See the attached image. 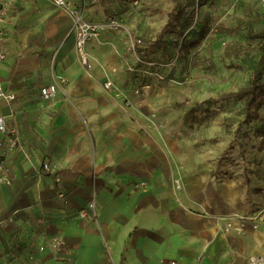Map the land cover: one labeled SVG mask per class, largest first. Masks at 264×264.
<instances>
[{
  "label": "crops",
  "instance_id": "1",
  "mask_svg": "<svg viewBox=\"0 0 264 264\" xmlns=\"http://www.w3.org/2000/svg\"><path fill=\"white\" fill-rule=\"evenodd\" d=\"M109 3L86 0L85 14H94L87 20H105ZM128 8L121 18L133 32L138 19ZM244 9L250 18L242 22L264 27V0ZM72 26L47 0H18L2 27L0 83L15 98L0 99V116L19 144L1 158L0 264H248L250 256L264 257V221L244 223L239 234L223 229L230 219L238 227L232 216L257 212L246 203L251 193L264 208V139L254 138L263 150L252 181L254 162L249 169L248 159L218 158L219 102L203 106L196 90L185 91L187 82L137 63L114 32L86 44V67ZM52 74L66 83L44 103L40 89ZM105 81L130 105L106 93ZM259 115L264 131V110ZM0 142L6 146L8 136L0 134ZM43 163L55 172L43 174ZM92 195L97 225L78 216ZM50 237L63 241L60 256L37 251Z\"/></svg>",
  "mask_w": 264,
  "mask_h": 264
},
{
  "label": "rangeland",
  "instance_id": "2",
  "mask_svg": "<svg viewBox=\"0 0 264 264\" xmlns=\"http://www.w3.org/2000/svg\"><path fill=\"white\" fill-rule=\"evenodd\" d=\"M109 1L111 9L116 11L118 15L127 12L128 7L133 3V0ZM229 1L228 5V0H194L188 4L177 28L179 31H183V37L173 33L164 38L167 44V53H172L174 56L172 58L165 57L161 55L162 51H159L153 57L157 63L167 65L157 69L162 70L161 75L166 76L165 79L173 78L172 80L180 79L182 82H187L188 86L185 91L188 93L190 90H196L202 100L209 97L215 98L221 94L245 87L257 58L256 46L262 25H255L257 20L250 22L240 20L244 17L250 18L244 9V5L250 3V0ZM182 2L186 3V0H182ZM96 3L102 9L99 2ZM172 7L171 0H138L137 7L134 10L131 9L138 19V24L133 31L139 38L138 49L142 50L143 47L160 36ZM252 9L250 7L248 13L253 14ZM192 11L195 17L190 22L188 15ZM93 15L92 12L87 11L84 16L91 19ZM254 15L257 19L258 14ZM90 21L100 22L98 20ZM202 28L205 30L204 39L194 48L188 46V41L195 40ZM253 29L255 34L249 38V32L253 33ZM138 32H141V35H138ZM233 65L237 67L233 68ZM213 110L218 112L217 127L223 133V135L218 136L216 142L219 150L224 149L218 158L220 160L229 159V161H234L239 165L241 157L238 152V143H243L246 158L250 160L248 168L250 169L251 162H254L251 166L254 169L258 166L257 163L262 157V152L256 150L258 142L253 136L255 133L262 140L264 133L250 132L246 127L244 130L247 135L249 134L250 141L245 142L240 134L233 137L238 123L243 118V108L240 103L232 101L224 104L218 103L213 106ZM263 110L262 108L260 111ZM254 124L250 128L255 127ZM259 126L258 123L257 127ZM232 137L233 139L230 140L229 138ZM253 145L256 151L253 152L254 149H252L250 152V147ZM213 159L215 158L213 157ZM250 171H252L251 180L254 181L256 169H250ZM248 196L250 200L246 203L252 204L251 207L255 208L253 211L264 210V208H260L259 196L255 197L254 193Z\"/></svg>",
  "mask_w": 264,
  "mask_h": 264
},
{
  "label": "built area",
  "instance_id": "3",
  "mask_svg": "<svg viewBox=\"0 0 264 264\" xmlns=\"http://www.w3.org/2000/svg\"><path fill=\"white\" fill-rule=\"evenodd\" d=\"M18 0H0V68L4 59V53L2 51L1 39L3 37L4 31L2 29L3 25L6 23L11 6ZM54 7L67 13L72 19V32L74 34L75 49L83 65H88V60L84 51L86 44L93 40H99L101 35L106 32L117 33L123 39L124 43L127 45L129 51L134 56L135 60L139 64L146 66L156 67L157 69L164 68L167 65L157 62H147L140 59L137 53V46L139 44V38L135 35L126 22L121 18V14H117L116 11H112L111 14L104 20L100 22H94L87 20L84 16L86 11V0H47ZM138 5V0H134L130 5V10L135 9ZM192 28V25H191ZM169 65V64H168ZM51 69L53 67L51 66ZM66 83V79L60 76L51 75V82L46 84L40 89V97L44 103L52 102L60 87ZM103 88L106 93L111 94L114 98L123 99L124 105L129 106L130 102L124 98V92L118 89L112 81H105ZM14 95L7 93L1 86L0 83V99L4 100L6 103H11L14 100ZM0 134L8 136V144L5 146L4 143L0 142V183L4 182L1 173L3 171V166L1 158L8 152L13 151L19 144V139L16 135L15 130L7 129L6 122L3 116H0ZM41 171L43 174H53L55 168L48 164L43 163L41 166ZM174 190L176 192L182 191V181L181 179L175 178L172 181ZM139 184L138 187H142ZM58 197L63 198V194L59 193ZM79 218L81 220H89L96 225L98 224L97 210L95 195H92L91 199L87 203L85 210L80 211ZM238 221V227H232L231 219L223 227L224 231H230L234 228L236 233H241L244 227V223H251L253 228L258 227V224L264 221V210L257 211L251 215L237 216L234 215ZM38 226H43L46 224L44 215H40L36 219ZM38 252H48L53 256H60L64 252L63 241L59 237H50L44 239L42 243L37 247ZM166 264H176L175 261H170ZM248 264H264V257L262 256H250L248 258Z\"/></svg>",
  "mask_w": 264,
  "mask_h": 264
},
{
  "label": "trees",
  "instance_id": "4",
  "mask_svg": "<svg viewBox=\"0 0 264 264\" xmlns=\"http://www.w3.org/2000/svg\"><path fill=\"white\" fill-rule=\"evenodd\" d=\"M193 1L194 0H186V3H183L182 0H171L173 7L171 12L168 14L167 22L163 26L160 36L153 42L149 43V45L143 47L142 50L137 48L138 55L142 60H149L150 56L155 55L159 51H162L161 55H164L165 57L172 58V56H174V54L172 53H167V44L164 38L173 33H177L180 35V37H183V31H179L177 28L180 23L181 17L183 16V11L185 10V8L188 7V4L192 3ZM194 17L195 15L192 11L188 15V18H190V22L193 20ZM204 37L205 30L204 28H202V30L199 31V34L197 35L195 40L188 41V46L193 48L198 46L200 42L204 39ZM256 52L257 58L255 64L253 65L250 71L248 84L245 87L240 88L236 91L221 94L218 96L217 99L209 98L202 102L203 106L216 104L217 102L224 104L229 101L242 104L243 118L238 123L235 134L242 135L245 142L250 141L251 138L246 134V132H244V129L248 126L253 125L254 122V126L257 127L260 118L259 112L262 108L264 109V27L260 29V33L258 35ZM152 62L156 61L152 60ZM232 67L235 68L237 66L233 65ZM255 127H253L254 132L264 133L263 128H260L262 126H260L259 128ZM253 138H259V136L254 133ZM238 147L241 159L243 161H246L247 158L245 156V150L243 149V145L239 144ZM262 150L263 143L258 148L259 152Z\"/></svg>",
  "mask_w": 264,
  "mask_h": 264
}]
</instances>
